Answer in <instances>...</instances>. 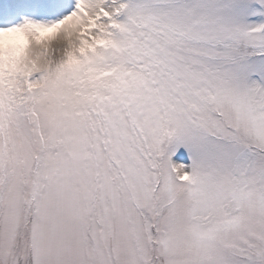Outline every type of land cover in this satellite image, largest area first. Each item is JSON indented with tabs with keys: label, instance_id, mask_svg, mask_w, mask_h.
I'll return each mask as SVG.
<instances>
[{
	"label": "snow or ice",
	"instance_id": "1",
	"mask_svg": "<svg viewBox=\"0 0 264 264\" xmlns=\"http://www.w3.org/2000/svg\"><path fill=\"white\" fill-rule=\"evenodd\" d=\"M0 264H264V0H0Z\"/></svg>",
	"mask_w": 264,
	"mask_h": 264
}]
</instances>
